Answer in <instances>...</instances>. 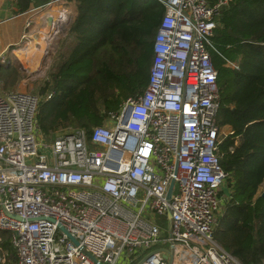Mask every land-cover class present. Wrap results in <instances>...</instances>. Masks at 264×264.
Returning <instances> with one entry per match:
<instances>
[{"label":"built area","instance_id":"obj_1","mask_svg":"<svg viewBox=\"0 0 264 264\" xmlns=\"http://www.w3.org/2000/svg\"><path fill=\"white\" fill-rule=\"evenodd\" d=\"M157 1L146 86L103 125L50 136L38 126L39 96L0 81V230L11 264H242L214 239L228 184L219 148L231 131L217 121L213 37L229 0Z\"/></svg>","mask_w":264,"mask_h":264},{"label":"trees","instance_id":"obj_2","mask_svg":"<svg viewBox=\"0 0 264 264\" xmlns=\"http://www.w3.org/2000/svg\"><path fill=\"white\" fill-rule=\"evenodd\" d=\"M48 1L13 0V5L15 13H22ZM67 1L74 16L61 59L32 92L41 98L36 118L46 134L66 126L90 131L103 125L108 111L145 88L164 11L157 0ZM216 20L213 42L221 54L213 55L220 92L217 121L231 133L219 148L228 184L214 239L249 264L264 259V0H229ZM83 63L85 75L76 78ZM22 71L0 65L2 88L12 87ZM116 86L122 87L123 98ZM0 236V248L16 259L8 232L0 230Z\"/></svg>","mask_w":264,"mask_h":264},{"label":"rangeland","instance_id":"obj_3","mask_svg":"<svg viewBox=\"0 0 264 264\" xmlns=\"http://www.w3.org/2000/svg\"><path fill=\"white\" fill-rule=\"evenodd\" d=\"M53 6H58L60 8L54 9L52 11V15H49L47 13L43 17H41L40 15L33 16V22L31 23L30 29L27 30L28 36L23 38V40H20L18 45L15 46L16 48H20V50L26 47L31 49L35 48L34 50L29 55L24 56L23 58L18 57L19 55H22V53L20 52L16 53L18 56L12 53L9 59L6 55H4V58H6L7 62L1 64V66L11 65V67L14 66L20 68V70H23L21 79L14 83L12 87L4 86L3 89L5 91L22 90L36 92L35 89L45 79L48 78L50 71L53 70L56 63L61 59V55L59 54V52L63 49V44L66 40L65 38L67 37L68 26L73 16V8H71L72 6L69 5L71 10V13L69 14V11L66 10L68 8L67 0H59L53 3ZM62 18L63 20L58 21ZM213 55L218 54L214 52ZM87 67L88 66L83 63L79 67V69L75 71V77L82 78V76L85 75ZM114 90L115 93H120L121 98H123L121 86L114 87ZM40 99L41 98L39 97V101ZM72 128L75 127H62L60 129H56L55 131H52L51 133H48V135L56 136L57 134H60ZM39 129L44 133L41 127H39ZM222 130L224 133H226L229 128L225 126L222 128ZM261 190H264V185H262ZM0 259H4L5 264H10L14 262L15 258L12 256L10 257L8 250L0 248Z\"/></svg>","mask_w":264,"mask_h":264},{"label":"crops","instance_id":"obj_4","mask_svg":"<svg viewBox=\"0 0 264 264\" xmlns=\"http://www.w3.org/2000/svg\"><path fill=\"white\" fill-rule=\"evenodd\" d=\"M69 5L73 8L74 16V7L72 3L67 1L68 8L65 9L69 11L70 14L71 10ZM60 7L53 6V4L48 6L43 5L41 8L35 10L34 8L37 7L31 6L28 10L22 13H15L16 8L13 5V0H0V55H6L8 59L11 57L10 55H12V53L18 56L16 53H18L20 48H16L15 46L18 45L20 40H23L22 35L27 33V30L30 29L31 23L33 22V16L40 15L43 17L47 13L52 15V11L56 8L59 9ZM28 21H30L29 26L26 25ZM224 195L227 196V193L225 192Z\"/></svg>","mask_w":264,"mask_h":264},{"label":"bare ground","instance_id":"obj_5","mask_svg":"<svg viewBox=\"0 0 264 264\" xmlns=\"http://www.w3.org/2000/svg\"><path fill=\"white\" fill-rule=\"evenodd\" d=\"M35 48H28V47H26V48H24V49H22V50H19L18 52H20V53H22V55H19L18 57L19 58H23L24 56H27V55H29L33 50H34ZM16 58V57H15Z\"/></svg>","mask_w":264,"mask_h":264},{"label":"water","instance_id":"obj_6","mask_svg":"<svg viewBox=\"0 0 264 264\" xmlns=\"http://www.w3.org/2000/svg\"><path fill=\"white\" fill-rule=\"evenodd\" d=\"M172 187H173V181L171 182L169 188H168V191H167V198L170 197L171 195V191H172ZM168 216H170V211L167 212Z\"/></svg>","mask_w":264,"mask_h":264}]
</instances>
